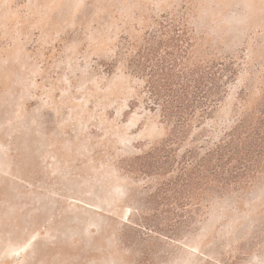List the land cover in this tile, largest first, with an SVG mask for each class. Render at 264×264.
<instances>
[{"label":"rangeland","instance_id":"374dc122","mask_svg":"<svg viewBox=\"0 0 264 264\" xmlns=\"http://www.w3.org/2000/svg\"><path fill=\"white\" fill-rule=\"evenodd\" d=\"M163 14L239 71L210 145L264 98V0H0V264H264V169L195 197L143 170L171 128L129 45Z\"/></svg>","mask_w":264,"mask_h":264},{"label":"trees","instance_id":"16d2710c","mask_svg":"<svg viewBox=\"0 0 264 264\" xmlns=\"http://www.w3.org/2000/svg\"><path fill=\"white\" fill-rule=\"evenodd\" d=\"M129 46L128 68L143 81L145 102L171 128L162 146L147 154L144 172L176 169L168 188L194 197L247 187L264 169V98L210 145H186L239 75L235 60L199 59L185 18L169 14L156 17L143 38Z\"/></svg>","mask_w":264,"mask_h":264}]
</instances>
